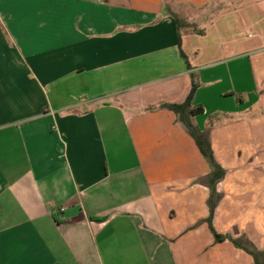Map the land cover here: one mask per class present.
Masks as SVG:
<instances>
[{
	"label": "crops",
	"instance_id": "crops-1",
	"mask_svg": "<svg viewBox=\"0 0 264 264\" xmlns=\"http://www.w3.org/2000/svg\"><path fill=\"white\" fill-rule=\"evenodd\" d=\"M193 78L214 229L258 244L264 0H0V264H254L165 107Z\"/></svg>",
	"mask_w": 264,
	"mask_h": 264
},
{
	"label": "trees",
	"instance_id": "trees-1",
	"mask_svg": "<svg viewBox=\"0 0 264 264\" xmlns=\"http://www.w3.org/2000/svg\"><path fill=\"white\" fill-rule=\"evenodd\" d=\"M173 15L177 20L178 27L181 28L182 23L180 18L176 14ZM181 44H182V40L180 36L179 46L181 49V56L185 60L187 67L191 69V65L189 63L188 57L184 53ZM196 91H197V85L195 84V80L193 78V89L187 101L184 104L166 105L165 107L175 112V114L178 116L179 122L184 126L188 134H190L193 137V139L195 140L198 146L200 153L207 160V162L211 167V173L203 181V183L210 190V197L208 200V206L210 209V216L208 218V223L210 229L214 234L216 243H224L225 241H230L236 248L241 249L246 253H248L249 255H251L253 257L254 264H264L261 255L256 251L254 252L252 250V247H254L252 243H249L248 241L245 240L242 241L241 238L233 239L230 236L218 234L214 229L213 218H214L215 210L223 197L222 194L218 192V185L225 179L227 172L215 159L209 132H202L192 124L191 117L203 113V109L201 107H193V100Z\"/></svg>",
	"mask_w": 264,
	"mask_h": 264
},
{
	"label": "rangeland",
	"instance_id": "rangeland-1",
	"mask_svg": "<svg viewBox=\"0 0 264 264\" xmlns=\"http://www.w3.org/2000/svg\"><path fill=\"white\" fill-rule=\"evenodd\" d=\"M180 13H183L180 11ZM227 174V173H226ZM222 200V199H221ZM218 207V206H217ZM231 237V236H230ZM233 238V237H232ZM236 239V238H233ZM242 241H248L249 243H252L254 247H252V250L257 253H259L262 257V260L264 262V239H262L258 244L254 243L252 240H250V237L244 234V236L241 237ZM248 254V253H247ZM251 256V255H250ZM252 257V256H251ZM253 258V257H252Z\"/></svg>",
	"mask_w": 264,
	"mask_h": 264
}]
</instances>
